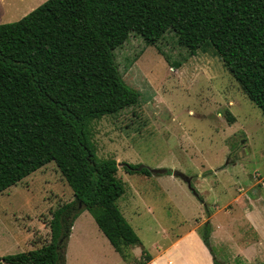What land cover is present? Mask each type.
<instances>
[{"label": "trees", "instance_id": "1", "mask_svg": "<svg viewBox=\"0 0 264 264\" xmlns=\"http://www.w3.org/2000/svg\"><path fill=\"white\" fill-rule=\"evenodd\" d=\"M169 33L187 55L212 46L264 116V0H44L0 23V192L53 161L73 195L51 211L48 242L3 255L0 264H65L72 223L85 209L122 257L140 244L117 205L124 193L118 164L129 174L171 172L96 159L89 124L139 105L115 49L130 34L159 45ZM164 57L179 66L186 56ZM210 232L204 222L200 236L208 247ZM150 258L142 250L138 263ZM213 264L224 263L214 257Z\"/></svg>", "mask_w": 264, "mask_h": 264}, {"label": "rangeland", "instance_id": "2", "mask_svg": "<svg viewBox=\"0 0 264 264\" xmlns=\"http://www.w3.org/2000/svg\"><path fill=\"white\" fill-rule=\"evenodd\" d=\"M43 1L0 0V23L18 20ZM170 36L152 45L130 34L115 49L124 81L139 91V105L89 124L88 145L96 159L113 158L117 163L171 172L145 176L126 173L122 165L118 166L124 193L117 205L148 252L153 245H164L194 225L200 216L214 210V204L222 205L238 186L245 190L264 175V116L259 107L247 97L212 46L187 55ZM159 46L170 62L186 57L179 66L172 65ZM228 113L234 117L231 123L226 118ZM227 160L233 162L225 167ZM222 165L226 171L214 177L211 171ZM174 170L190 177V187L172 174ZM200 173L205 180L200 179ZM255 173L258 175L253 177ZM257 189L264 200V187ZM72 198L53 161L0 192V238L20 240L4 245L6 248L0 245V257L25 251L28 231L37 226L41 227L34 236L48 242L51 211ZM200 210L203 214L199 216ZM83 211L69 234L64 263L117 264L102 258L108 251L104 240L109 242L97 229L92 214ZM37 221H41L40 226ZM252 230L248 225V232ZM218 243L209 238L207 246L216 260L245 264L231 262L227 244Z\"/></svg>", "mask_w": 264, "mask_h": 264}, {"label": "crops", "instance_id": "3", "mask_svg": "<svg viewBox=\"0 0 264 264\" xmlns=\"http://www.w3.org/2000/svg\"><path fill=\"white\" fill-rule=\"evenodd\" d=\"M229 162L227 160L223 165L227 167ZM223 165L221 167L213 168L211 172L214 177L222 171H226L227 168H222ZM182 174L185 173L182 172ZM256 175H258V173H255L253 177ZM200 179L205 180L204 173H200ZM224 186L225 183H222L221 187ZM257 186L264 187V175L257 178L256 181H253L250 185H247L245 190L238 186L237 189H235V193L223 202L222 205L214 204V210L210 211L208 209L209 212L206 215L200 216L203 214L202 210H200L199 216L201 218H198V216V221H195L194 225L172 237L164 245H153V249L150 248L149 252L143 248L140 240V244L129 246L127 250L129 256L124 258L115 251L109 243L113 250L110 249L109 244L104 240L108 247V251L103 252L102 258L107 259L108 261L112 259L117 264H138L142 250H145L151 256L145 264H213L214 255L204 244L198 232L199 226L207 221L212 226L210 238L212 241L213 239H215L216 242L218 241V245H220V242H225V245L227 244L226 247L229 249L228 253L232 256L230 258L231 262L243 261L245 264H261L264 262V200L262 199ZM196 196L198 197L199 195L196 194ZM242 198L245 200V203ZM203 204L206 205L204 202ZM83 212L84 211H81L74 219L70 232L77 219L79 221V218H81L80 215ZM219 216H223L225 220H222ZM217 219H221V221L215 224L214 222H217ZM38 223L40 226L41 221ZM237 225H244V227H237ZM248 225L249 228H252L254 231L252 230L248 232ZM40 227L37 226L34 231L39 232ZM97 229H99L98 226ZM34 231H28V236L25 242L27 249L25 250H30L43 244L39 236H34ZM19 241L18 238L3 237L0 238V245H2L1 248H3L4 245L12 246Z\"/></svg>", "mask_w": 264, "mask_h": 264}, {"label": "water", "instance_id": "4", "mask_svg": "<svg viewBox=\"0 0 264 264\" xmlns=\"http://www.w3.org/2000/svg\"><path fill=\"white\" fill-rule=\"evenodd\" d=\"M120 165H121V164H120ZM140 168H141V166H138V167H137V169H140ZM172 174H173L174 176H179V177H181V178L187 183L188 187H190V177H188V176H186V175H184V174H182L181 172L176 171V170L172 171Z\"/></svg>", "mask_w": 264, "mask_h": 264}]
</instances>
